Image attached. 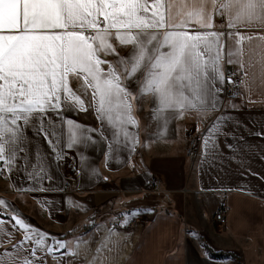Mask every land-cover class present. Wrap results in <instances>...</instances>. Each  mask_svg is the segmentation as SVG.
Returning <instances> with one entry per match:
<instances>
[{"label": "crops", "instance_id": "0c3cea01", "mask_svg": "<svg viewBox=\"0 0 264 264\" xmlns=\"http://www.w3.org/2000/svg\"><path fill=\"white\" fill-rule=\"evenodd\" d=\"M214 24L213 30L225 33L217 111H188L165 124L153 119L151 98L135 100L138 124L128 125L129 138L117 144L91 107L70 110L67 119L97 131L88 132L93 142L71 149L61 137L60 159L28 131L27 152L21 154L28 159L18 158L11 172L0 175V200L7 203L0 210V252H15L13 244L21 242L37 247L25 241L16 217L46 233L47 245H67L50 256L20 253L43 257L44 264H264V40L243 42L242 57H232L241 67L228 62L229 49L237 47L238 37L227 36L233 29L221 27L220 18ZM239 31L264 35V28ZM229 66L243 73L238 99L225 94ZM218 119L220 131L209 134ZM190 130L198 139L195 155L187 151ZM69 157L77 161L75 173L66 167ZM33 167H42L47 179L30 180ZM223 202L226 224L220 225L214 215Z\"/></svg>", "mask_w": 264, "mask_h": 264}, {"label": "snow or ice", "instance_id": "6c2138e0", "mask_svg": "<svg viewBox=\"0 0 264 264\" xmlns=\"http://www.w3.org/2000/svg\"><path fill=\"white\" fill-rule=\"evenodd\" d=\"M215 18L233 29L229 38L238 37L228 62L243 67L232 57H242L246 39L264 35L239 30L264 28V0H0V175L11 172L18 158L28 159L21 154L27 152L29 130L57 159L61 137L68 149L93 142L88 132L97 130L67 119L70 110L91 107L117 144L129 138L128 125L138 124L135 100L151 98L153 119L165 124L188 111H217L225 33L213 30ZM218 125L219 119L208 133H218ZM28 177L47 179L42 167H33ZM13 219L25 241L37 247L13 244L15 252H0V264H44L43 257L20 253L50 256L67 246L60 240L47 245L46 233Z\"/></svg>", "mask_w": 264, "mask_h": 264}, {"label": "built area", "instance_id": "2783aa9c", "mask_svg": "<svg viewBox=\"0 0 264 264\" xmlns=\"http://www.w3.org/2000/svg\"><path fill=\"white\" fill-rule=\"evenodd\" d=\"M226 86H225V94L226 97L230 99H238L241 97V83L243 79V73L235 72L233 67L229 66L227 71V77H226ZM230 81V82H229ZM187 137L190 139L189 145H188V154L189 155H195L197 152V143H196V136L193 132V130L188 131ZM66 167L70 173H75L77 168V161L76 159H73L71 157L68 158V161L66 163ZM152 190L157 191L159 189V182L153 178L151 181ZM226 203L223 202L220 204V208L215 213L214 218L215 221L218 222L220 225L226 224ZM109 227L111 225L109 224ZM128 230L132 229V225L127 227Z\"/></svg>", "mask_w": 264, "mask_h": 264}, {"label": "trees", "instance_id": "16d2710c", "mask_svg": "<svg viewBox=\"0 0 264 264\" xmlns=\"http://www.w3.org/2000/svg\"><path fill=\"white\" fill-rule=\"evenodd\" d=\"M213 254H215V255H221L222 254V252H219V251H217V252H213V251H211Z\"/></svg>", "mask_w": 264, "mask_h": 264}, {"label": "rangeland", "instance_id": "374dc122", "mask_svg": "<svg viewBox=\"0 0 264 264\" xmlns=\"http://www.w3.org/2000/svg\"><path fill=\"white\" fill-rule=\"evenodd\" d=\"M189 141H190V139H189ZM196 143H197V147H198V139L196 138ZM197 149V148H196Z\"/></svg>", "mask_w": 264, "mask_h": 264}]
</instances>
